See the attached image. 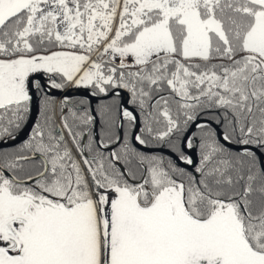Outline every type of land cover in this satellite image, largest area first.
<instances>
[{"label":"snow or ice","instance_id":"1","mask_svg":"<svg viewBox=\"0 0 264 264\" xmlns=\"http://www.w3.org/2000/svg\"><path fill=\"white\" fill-rule=\"evenodd\" d=\"M0 264H264V0H0Z\"/></svg>","mask_w":264,"mask_h":264},{"label":"water","instance_id":"2","mask_svg":"<svg viewBox=\"0 0 264 264\" xmlns=\"http://www.w3.org/2000/svg\"><path fill=\"white\" fill-rule=\"evenodd\" d=\"M21 139H23V134H22V136H21Z\"/></svg>","mask_w":264,"mask_h":264},{"label":"flooded vegetation","instance_id":"3","mask_svg":"<svg viewBox=\"0 0 264 264\" xmlns=\"http://www.w3.org/2000/svg\"><path fill=\"white\" fill-rule=\"evenodd\" d=\"M93 103H95V102H93Z\"/></svg>","mask_w":264,"mask_h":264}]
</instances>
